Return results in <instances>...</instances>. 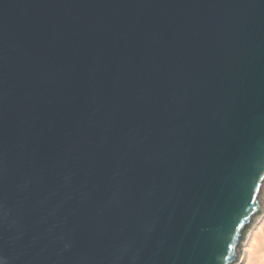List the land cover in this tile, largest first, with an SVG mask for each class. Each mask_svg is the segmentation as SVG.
Here are the masks:
<instances>
[{"label":"water","instance_id":"water-1","mask_svg":"<svg viewBox=\"0 0 264 264\" xmlns=\"http://www.w3.org/2000/svg\"><path fill=\"white\" fill-rule=\"evenodd\" d=\"M264 215V0H0V264H241Z\"/></svg>","mask_w":264,"mask_h":264},{"label":"bare ground","instance_id":"bare-ground-1","mask_svg":"<svg viewBox=\"0 0 264 264\" xmlns=\"http://www.w3.org/2000/svg\"><path fill=\"white\" fill-rule=\"evenodd\" d=\"M241 264H264V215L248 238Z\"/></svg>","mask_w":264,"mask_h":264}]
</instances>
